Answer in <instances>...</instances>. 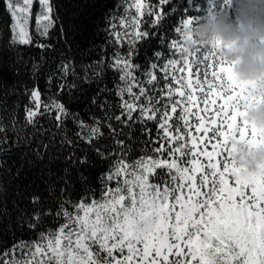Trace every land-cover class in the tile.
Here are the masks:
<instances>
[{
    "label": "snow or ice",
    "instance_id": "6c2138e0",
    "mask_svg": "<svg viewBox=\"0 0 264 264\" xmlns=\"http://www.w3.org/2000/svg\"><path fill=\"white\" fill-rule=\"evenodd\" d=\"M37 2L36 31L48 37L55 26L52 0H5L12 21V44L33 43L30 23ZM125 3L119 20L123 31L112 23L110 35L119 47L126 41L128 50L114 52L107 65L123 82L116 87L119 100L112 106L100 105L105 109L102 118L93 117L91 124L77 120L80 139L92 144L108 135L117 148L111 153L117 157L112 170L102 177L101 198L79 201L72 211L66 207L71 201L62 202L54 212L38 208L30 228L38 227L45 214L62 217L63 222L55 230L41 231L36 242L20 241L0 250V264H264V172L244 174L229 148L232 139L261 142L257 129L243 118L241 101L247 100L245 89L250 85L233 81L231 65L213 47L195 51L184 47L183 29L198 19L188 15L189 11H202L201 3L194 5L193 0H187L174 29L181 39L168 45L179 58L151 63L144 79H139L135 74L139 66L133 64L132 56L137 42L149 36L143 29L144 17H152L155 28L167 15L165 6L171 0ZM207 3L208 14L231 6V0ZM163 55L155 53L158 59ZM104 67L101 58L92 76L99 77ZM58 71L62 78L75 74L74 66L67 62ZM64 87L59 85L61 91ZM28 95L31 106L25 107L24 124L18 126L14 115L7 125L0 120V151L5 150L9 132L16 134L17 142L22 134L27 135L24 129L28 125L38 133L39 117L55 113L52 119L57 127L69 118L63 104L42 103L38 87L28 90ZM113 121L130 130L139 124L149 136L147 122H155L158 139L146 143L144 155L129 161V146L118 138ZM193 131L203 135L198 137ZM201 143L202 148L198 147ZM209 143L211 150H207ZM33 204L39 206L40 199L33 197Z\"/></svg>",
    "mask_w": 264,
    "mask_h": 264
},
{
    "label": "trees",
    "instance_id": "16d2710c",
    "mask_svg": "<svg viewBox=\"0 0 264 264\" xmlns=\"http://www.w3.org/2000/svg\"><path fill=\"white\" fill-rule=\"evenodd\" d=\"M52 2L55 26L49 36L33 33V43L22 45L11 43L9 25L12 21L5 0H0V120L7 125L14 115L18 126L24 124L25 107L31 106L28 90L33 87L39 88L42 103H61L70 113L62 127H57L52 119L55 113L39 117L40 131L37 133L28 125L24 129L27 135L22 134L19 142L15 133H8L5 150L0 151V250L9 249L20 241L36 242L41 231L55 230L63 222L62 217L45 214L38 227L30 228L29 221L38 208L44 213L54 212L62 202L71 201L66 207L72 211L79 201L99 200L105 187L102 177L112 170L117 158L111 155L117 148L110 136L105 135L92 144L80 139L77 120L91 124L93 117L102 118L105 109L100 105L112 106L119 100L116 87L123 82L119 80V73L107 65L114 52L123 54L128 50L126 41L119 47L111 42L110 35L112 23L123 31L119 20L124 15L125 0ZM151 3L157 4L158 0ZM193 3H201L202 11L190 10L188 15L200 18L208 14L207 0H193ZM186 6L187 0H171L165 6L167 15L155 28L150 23L152 17H144L143 29L149 36L137 42L132 56L133 64L139 66L135 71L139 79H144V72L151 63L159 65L168 58H179L168 45L173 39H181L174 29ZM173 7L176 11H172ZM41 43L48 47H38ZM156 52L164 55L158 59ZM101 58L104 70L99 77L92 76ZM65 62L74 66L75 74L62 78L58 69ZM86 75L90 79H85ZM157 75L162 79L159 70ZM61 83L65 85L63 91L59 88ZM114 111L118 113L117 109ZM112 123L117 128L118 138L129 146V161L144 155L148 151L146 143L158 139L155 122H147L150 136L139 124L130 130L115 121ZM176 123L174 117V126ZM103 131L107 133L108 129L105 127ZM111 183L115 186L114 181ZM33 197L40 199L39 206L33 204Z\"/></svg>",
    "mask_w": 264,
    "mask_h": 264
},
{
    "label": "clouds",
    "instance_id": "9594fccd",
    "mask_svg": "<svg viewBox=\"0 0 264 264\" xmlns=\"http://www.w3.org/2000/svg\"><path fill=\"white\" fill-rule=\"evenodd\" d=\"M219 3V0H218ZM235 19L227 10H216L193 20L183 29L184 47H213L232 67V79L246 87L241 101L244 119L261 136L260 143L232 139L231 157L244 174L264 172V0H231Z\"/></svg>",
    "mask_w": 264,
    "mask_h": 264
},
{
    "label": "rangeland",
    "instance_id": "374dc122",
    "mask_svg": "<svg viewBox=\"0 0 264 264\" xmlns=\"http://www.w3.org/2000/svg\"><path fill=\"white\" fill-rule=\"evenodd\" d=\"M216 10H221V9L218 7ZM224 10H227L233 16V18L235 19V11H234V8L232 6H230L227 9H224ZM39 12H40V6H39V4L37 2L34 5V7H33V19H32V21L30 23V31H31V33H32V29H34V31L37 33V31H36V20H35V17H36V15L39 14ZM195 70H196L195 67H193V71H195ZM218 103H220V102H218ZM193 110L195 111V108ZM178 111H179V109H178ZM212 111H215V109L213 108ZM201 115H204V114L202 113ZM191 119L194 120V117L191 118ZM193 134L196 135V136H198V137H201L203 135L202 133H195L194 131H193ZM210 137H211V132L208 134V138H210ZM198 147L202 148V147H204V144L201 143V144L198 145ZM207 150H211V144L210 143L208 144V149ZM203 159L204 158L201 157V160L202 161H203ZM230 184H231V181H230Z\"/></svg>",
    "mask_w": 264,
    "mask_h": 264
}]
</instances>
